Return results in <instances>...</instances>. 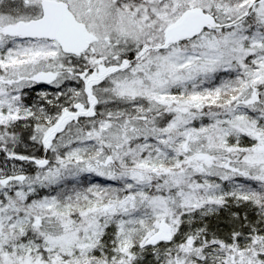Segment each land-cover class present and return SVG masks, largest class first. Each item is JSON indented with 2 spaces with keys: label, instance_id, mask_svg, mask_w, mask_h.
Returning <instances> with one entry per match:
<instances>
[{
  "label": "snow or ice",
  "instance_id": "snow-or-ice-1",
  "mask_svg": "<svg viewBox=\"0 0 264 264\" xmlns=\"http://www.w3.org/2000/svg\"><path fill=\"white\" fill-rule=\"evenodd\" d=\"M0 264H264V0H0Z\"/></svg>",
  "mask_w": 264,
  "mask_h": 264
},
{
  "label": "flooded vegetation",
  "instance_id": "flooded-vegetation-1",
  "mask_svg": "<svg viewBox=\"0 0 264 264\" xmlns=\"http://www.w3.org/2000/svg\"><path fill=\"white\" fill-rule=\"evenodd\" d=\"M41 90H47V91H49V92L54 91V89H52V88H51L50 86H48V85H38V86L36 87V91H41ZM33 94H35V93H33ZM28 151H34L36 154H40V153L43 154L42 151H36L35 149H32V148H29Z\"/></svg>",
  "mask_w": 264,
  "mask_h": 264
},
{
  "label": "trees",
  "instance_id": "trees-1",
  "mask_svg": "<svg viewBox=\"0 0 264 264\" xmlns=\"http://www.w3.org/2000/svg\"><path fill=\"white\" fill-rule=\"evenodd\" d=\"M36 154V153H35ZM37 156H41V155H43L42 153H40V154H36ZM235 211H243L242 209H234ZM217 221H213V223H216Z\"/></svg>",
  "mask_w": 264,
  "mask_h": 264
},
{
  "label": "rangeland",
  "instance_id": "rangeland-1",
  "mask_svg": "<svg viewBox=\"0 0 264 264\" xmlns=\"http://www.w3.org/2000/svg\"><path fill=\"white\" fill-rule=\"evenodd\" d=\"M53 92V91H52Z\"/></svg>",
  "mask_w": 264,
  "mask_h": 264
}]
</instances>
